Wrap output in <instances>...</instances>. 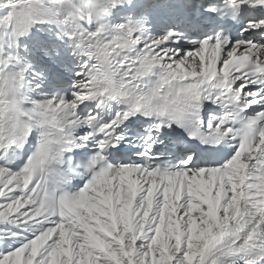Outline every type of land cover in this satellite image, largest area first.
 <instances>
[{
	"label": "snow or ice",
	"instance_id": "1",
	"mask_svg": "<svg viewBox=\"0 0 264 264\" xmlns=\"http://www.w3.org/2000/svg\"><path fill=\"white\" fill-rule=\"evenodd\" d=\"M187 6L197 18L203 10L236 19L264 0ZM126 7L132 0H0V244L18 245L0 250V264H264V18L241 29L258 38L218 31L185 49L183 33L150 35L142 14L110 20ZM41 24L56 30L33 36ZM66 51L77 62L70 98L23 95L67 68ZM204 103L228 111L205 126ZM110 104L117 110L106 120ZM252 105L261 108L242 117ZM140 116L151 121L143 135ZM173 125L188 140L165 144ZM34 131V150L13 170L8 149L22 150ZM137 136L143 163L109 161ZM232 141L222 163L198 151ZM160 144L182 150L177 164L159 160ZM76 178L83 185L66 190Z\"/></svg>",
	"mask_w": 264,
	"mask_h": 264
},
{
	"label": "bare ground",
	"instance_id": "2",
	"mask_svg": "<svg viewBox=\"0 0 264 264\" xmlns=\"http://www.w3.org/2000/svg\"><path fill=\"white\" fill-rule=\"evenodd\" d=\"M132 3H133V7L130 8V9L126 7V8L124 9V11L121 12V14L125 15V14L128 13L129 11H134L136 8H139V7L142 6V1H141V0H132ZM2 14H3V13L0 12V15H2ZM47 27H48V29L51 28V29H53V30H56L54 25H47V24L37 25V26H36L35 28H33V30H32V34H33V36H37V35L41 36V34H39V29L42 28V29H40V30H44V29L47 28ZM5 36H6V39H9V40L11 39V32H10V30L5 34ZM212 55L218 57V53H217L216 51H214V52L212 53ZM232 59H233V58H232ZM200 63H201L200 61H196L197 66H199ZM207 70H208V71H211V70H212V67L209 66V67L207 68ZM28 234H29V233H28ZM28 234H27V232L24 233L25 236H27ZM17 246H18V245H17Z\"/></svg>",
	"mask_w": 264,
	"mask_h": 264
},
{
	"label": "rangeland",
	"instance_id": "3",
	"mask_svg": "<svg viewBox=\"0 0 264 264\" xmlns=\"http://www.w3.org/2000/svg\"><path fill=\"white\" fill-rule=\"evenodd\" d=\"M40 29H42V28H40ZM40 29H39V34H41L42 36H45L48 34V32L46 31L48 29V27L45 28L44 30H40Z\"/></svg>",
	"mask_w": 264,
	"mask_h": 264
}]
</instances>
